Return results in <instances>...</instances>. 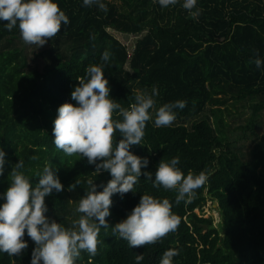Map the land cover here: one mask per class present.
<instances>
[{
  "label": "trees",
  "instance_id": "trees-1",
  "mask_svg": "<svg viewBox=\"0 0 264 264\" xmlns=\"http://www.w3.org/2000/svg\"><path fill=\"white\" fill-rule=\"evenodd\" d=\"M69 22L43 45L27 44L14 26L0 21V147L5 151L0 193L10 183L14 163L22 158L34 184L45 163L54 168L63 189L45 196L46 215L65 226L85 192L87 179L102 187L107 170L78 154L65 155L53 144L58 106L85 67L100 62L104 50L110 65L104 75L109 95L128 106L135 92L158 95L149 109L141 144L130 150L148 157L135 191L112 194L107 228L101 226L95 255L80 251L74 264H158L162 252L177 248L173 264H264V0H197V18L175 5L161 8L156 0H105L107 11L81 0H57ZM91 37V38H90ZM183 99L167 126H154L155 108ZM114 118H119L114 116ZM114 139L120 134L114 130ZM36 155L37 159L29 157ZM179 157L184 174L203 171L205 181L187 201L175 202V190L153 187L144 170L154 173L160 159ZM154 178V176H153ZM76 181H80L79 184ZM99 190V188H98ZM142 192L168 198L178 215L176 230L151 244L129 247L111 232ZM217 201L221 219L202 210ZM0 264H29L34 242ZM136 253L143 259L134 261Z\"/></svg>",
  "mask_w": 264,
  "mask_h": 264
},
{
  "label": "clouds",
  "instance_id": "clouds-1",
  "mask_svg": "<svg viewBox=\"0 0 264 264\" xmlns=\"http://www.w3.org/2000/svg\"><path fill=\"white\" fill-rule=\"evenodd\" d=\"M81 3L107 11L105 0H81ZM156 3L164 8L175 5L177 0H156ZM196 4L197 0H180V6L194 19L201 11ZM0 21H6L3 26L9 30L16 26L25 43L40 46L58 32L61 22L67 24L69 17L57 0H0ZM250 59L257 68L264 64L259 55ZM110 63V53L104 50L99 63L85 67L84 76L77 77L79 82L70 92L75 103H61L52 122L53 144L57 149L65 155L75 153L86 158L97 172L107 170L110 179L102 187L93 179L84 181L87 187L74 208L79 215L71 221L72 226H65L45 214V196L63 189L54 168L45 163L37 174L38 180L32 184L23 170L24 161L19 158L8 174L10 183L0 193V253L6 252L9 257L20 255L27 247L28 241L23 238L27 234L34 242L29 264H74L81 250L95 255L99 229L109 226L106 216L112 194L122 196L136 190L134 185L141 176L142 166L149 161L148 157L131 151L130 146L141 144L146 121L150 119L149 109L158 90L153 85L150 92H135L128 106H122L109 95L104 69ZM184 106L183 99L159 105L155 108L154 126L170 125L176 115L174 109ZM114 130L120 139L113 138ZM29 158L37 159L34 154ZM4 164L5 151L0 147V173L4 171ZM178 165L179 157L172 156L160 159L154 173L144 170V177L153 187L174 189L177 203L190 200L206 179L203 171L184 174ZM179 219L171 210L168 198L142 192L126 216L111 225V232L126 240L129 247L151 244L169 231L174 232ZM178 251L174 247L166 248L158 264H173L172 258ZM133 259L141 261L143 253H136Z\"/></svg>",
  "mask_w": 264,
  "mask_h": 264
},
{
  "label": "rangeland",
  "instance_id": "rangeland-1",
  "mask_svg": "<svg viewBox=\"0 0 264 264\" xmlns=\"http://www.w3.org/2000/svg\"><path fill=\"white\" fill-rule=\"evenodd\" d=\"M177 118V117H175ZM178 120V118H177ZM179 121V120H178ZM197 212L203 214L204 216H208V215H212L213 218H214V223L216 225H218L220 219H221V216H220V212H219V209H218V205L215 204V201L214 200H208L203 209L200 210V209H195Z\"/></svg>",
  "mask_w": 264,
  "mask_h": 264
},
{
  "label": "water",
  "instance_id": "water-1",
  "mask_svg": "<svg viewBox=\"0 0 264 264\" xmlns=\"http://www.w3.org/2000/svg\"><path fill=\"white\" fill-rule=\"evenodd\" d=\"M215 204H217V201H215Z\"/></svg>",
  "mask_w": 264,
  "mask_h": 264
}]
</instances>
